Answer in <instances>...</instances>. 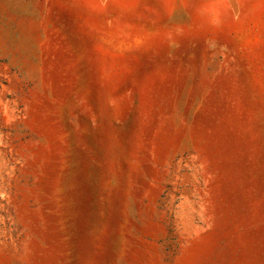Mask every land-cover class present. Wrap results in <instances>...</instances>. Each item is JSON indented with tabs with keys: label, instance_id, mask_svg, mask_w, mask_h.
<instances>
[{
	"label": "rangeland",
	"instance_id": "1",
	"mask_svg": "<svg viewBox=\"0 0 264 264\" xmlns=\"http://www.w3.org/2000/svg\"><path fill=\"white\" fill-rule=\"evenodd\" d=\"M0 264H264V0H0Z\"/></svg>",
	"mask_w": 264,
	"mask_h": 264
}]
</instances>
